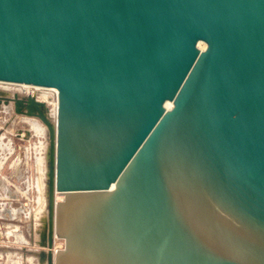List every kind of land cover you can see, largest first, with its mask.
I'll list each match as a JSON object with an SVG mask.
<instances>
[{
  "label": "water",
  "instance_id": "1",
  "mask_svg": "<svg viewBox=\"0 0 264 264\" xmlns=\"http://www.w3.org/2000/svg\"><path fill=\"white\" fill-rule=\"evenodd\" d=\"M0 82L56 93L0 92L47 129L46 264H264V0H0Z\"/></svg>",
  "mask_w": 264,
  "mask_h": 264
},
{
  "label": "rangeland",
  "instance_id": "2",
  "mask_svg": "<svg viewBox=\"0 0 264 264\" xmlns=\"http://www.w3.org/2000/svg\"><path fill=\"white\" fill-rule=\"evenodd\" d=\"M0 84H2L0 91L4 95L11 96L16 93L18 96H24L28 94L19 90L18 85L1 82ZM44 92L47 93L45 100L42 99V94L39 91L34 92L33 95L37 99L45 101L48 118L53 122V116H50L49 110L52 108L55 97L47 89ZM24 130L28 131V136L23 132ZM0 133L2 134L0 146L10 145L15 148V152L4 160L5 164L0 170V264H46L45 258L41 259L39 256L40 251H46V248L39 244V234L47 213L46 151L48 135L46 126L36 117L15 114L11 104L0 103ZM16 133H22V136L14 137ZM25 148H30L31 151L32 148L33 151L36 149L35 151H38L39 154H35V159L33 153L23 155L22 151ZM38 156L41 169L40 179L36 184L34 179L9 178L8 165L14 157H19L22 164L27 163L29 172H32L27 175L33 176L35 175L33 165ZM24 166L18 167L21 168L19 172L25 171ZM2 176H6V179L4 180ZM13 185L19 190L17 196L13 194L15 193ZM61 199L63 198L61 197ZM63 247V239L55 237L51 247L52 252L54 249H63Z\"/></svg>",
  "mask_w": 264,
  "mask_h": 264
},
{
  "label": "crops",
  "instance_id": "3",
  "mask_svg": "<svg viewBox=\"0 0 264 264\" xmlns=\"http://www.w3.org/2000/svg\"><path fill=\"white\" fill-rule=\"evenodd\" d=\"M0 136L2 137V134L0 133ZM19 137V136H22V133H16V134H14V137ZM36 149H34V151H33V148H32V151H31V149L30 148H25V149H23V155H26V154H28V155H30L31 153H33L34 154V159H35V154H39V152L38 151H35ZM15 152V148L14 147H11L10 145H8V146H0V170L2 169V167L4 166V164H5V159L6 158H8L10 155H12L13 153ZM27 157L25 156V159H26ZM27 160V159H26ZM25 160V161H26ZM40 157L38 156L37 157V161H34V165H33V173L35 174V175H30V176H28L27 174H32V172H29V169L27 168V163H25V164H22V163H20V159H19V157H14L13 158V160L9 163V165H8V169L10 170V176H9V178H14V179H18V178H20V177H25L26 179L27 178H29L30 180L31 179H34L33 181H35V184L39 181V179H40ZM24 166V169H25V171H23V172H19V170L21 171V168H18L19 166ZM29 166V165H28ZM30 168V167H29ZM2 178L5 180L6 179V176H2ZM13 187L15 188L14 189V191H15V193H13L15 196H17V192H19V190H18V188H16L15 187V185H13ZM5 191V190H4ZM10 195H12V193H10Z\"/></svg>",
  "mask_w": 264,
  "mask_h": 264
},
{
  "label": "bare ground",
  "instance_id": "4",
  "mask_svg": "<svg viewBox=\"0 0 264 264\" xmlns=\"http://www.w3.org/2000/svg\"><path fill=\"white\" fill-rule=\"evenodd\" d=\"M200 48H203V46L201 44H199ZM9 84V83H8ZM2 85V84H0ZM14 85H18L20 88H18L19 90H22L28 94H34V92L39 91L42 94V99L45 100L47 97V93L44 92V90H48L51 91L55 97V91H53V89H49V88H42V87H38V86H29V85H25V84H14ZM5 86V85H3ZM9 87V86H8ZM17 89V88H16ZM43 90V91H42ZM2 92V91H0ZM50 93V92H49ZM41 100V101H43ZM54 101L52 102V108L49 110V114L50 116H53V121L55 120V113H56V100L53 99ZM45 102V101H43ZM170 105V103L167 101L165 102V107L168 108ZM61 195L59 194H55L54 196V201H59L61 199ZM54 253V252H53Z\"/></svg>",
  "mask_w": 264,
  "mask_h": 264
},
{
  "label": "flooded vegetation",
  "instance_id": "5",
  "mask_svg": "<svg viewBox=\"0 0 264 264\" xmlns=\"http://www.w3.org/2000/svg\"><path fill=\"white\" fill-rule=\"evenodd\" d=\"M22 92H24V91H22ZM4 95V94H3ZM5 96H8V95H5ZM12 96V95H11Z\"/></svg>",
  "mask_w": 264,
  "mask_h": 264
},
{
  "label": "built area",
  "instance_id": "6",
  "mask_svg": "<svg viewBox=\"0 0 264 264\" xmlns=\"http://www.w3.org/2000/svg\"><path fill=\"white\" fill-rule=\"evenodd\" d=\"M54 91V90H53ZM56 94V93H55Z\"/></svg>",
  "mask_w": 264,
  "mask_h": 264
}]
</instances>
